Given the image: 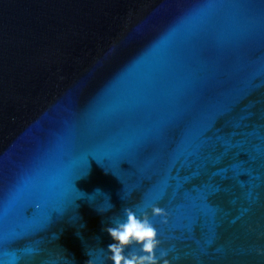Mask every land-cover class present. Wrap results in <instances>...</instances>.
Segmentation results:
<instances>
[{
    "label": "water",
    "instance_id": "95a60500",
    "mask_svg": "<svg viewBox=\"0 0 264 264\" xmlns=\"http://www.w3.org/2000/svg\"><path fill=\"white\" fill-rule=\"evenodd\" d=\"M151 204L172 264H264V0H0V264Z\"/></svg>",
    "mask_w": 264,
    "mask_h": 264
},
{
    "label": "clouds",
    "instance_id": "9594fccd",
    "mask_svg": "<svg viewBox=\"0 0 264 264\" xmlns=\"http://www.w3.org/2000/svg\"><path fill=\"white\" fill-rule=\"evenodd\" d=\"M113 207L111 205L104 212ZM148 208L153 217H161L163 223L168 222L165 208L151 204L139 209L124 208V218H115L104 229L114 241L107 248L111 264H172V260L168 258L170 250L162 248L160 233L149 217ZM87 264H91V261L88 260Z\"/></svg>",
    "mask_w": 264,
    "mask_h": 264
}]
</instances>
